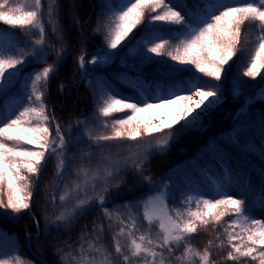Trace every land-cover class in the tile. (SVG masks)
<instances>
[{"label": "snow or ice", "instance_id": "6c2138e0", "mask_svg": "<svg viewBox=\"0 0 264 264\" xmlns=\"http://www.w3.org/2000/svg\"><path fill=\"white\" fill-rule=\"evenodd\" d=\"M106 20L101 21L96 32L104 36L105 48L89 60L81 52L76 63L88 76L86 63L107 64L118 53L115 50L141 25L146 13H152L145 25V60L167 56L173 71L192 74L179 84L166 89L157 85L154 97H145L150 84L135 82L131 87L142 97L129 102L115 90L104 86L96 93V107L91 117L77 119L62 128L54 114L49 113L46 89L59 65L64 61L65 47L59 51L46 43L47 27L63 34L56 27L57 0H0V22L22 30V42H0V97L13 89L16 95L10 103L0 106V212L18 220L23 212L32 213L34 192L49 160L55 159L56 179L46 187L59 190L48 193L45 204L59 209L52 216L45 210L46 228H69L86 211L99 206L112 229V247L103 242L105 226L94 223L91 233H81L77 248L61 253L64 264H217V254L225 252V264H264V218L254 213L251 198L252 185L245 181L248 191L241 198L230 194L233 176L229 166L222 176L211 178L214 190L206 194L195 191L186 193L182 207L170 208L172 198L167 186L156 187L136 207L143 208V221L138 223L131 203L110 210L107 198L113 188L120 187L125 175L143 176V167L154 151L163 152L170 142L178 140L189 129L200 124L220 102L223 85L227 79L226 66L238 53H247L248 45H254L243 61L240 75L255 79L264 71V0H246L234 4L231 0H119L115 8L108 5ZM245 25L250 29L244 34ZM167 29L165 35L163 30ZM255 35L253 40L251 37ZM169 49V50H166ZM55 52L54 63L47 58ZM45 64L26 72L28 64ZM190 65L191 68L184 66ZM209 78L204 80V78ZM213 81L217 83H213ZM61 85V89H64ZM238 91V88L236 89ZM264 100V90L260 93ZM158 102H149L150 99ZM114 113L125 116L112 119ZM141 113H149L148 119ZM89 120L95 123L89 124ZM158 121V122H157ZM50 125H54L50 127ZM73 125H83L78 133H72ZM22 132L28 137L14 135ZM54 132V134H53ZM261 135L264 136V117L261 118ZM80 140L97 153L81 151L77 156ZM240 135L230 139L239 144ZM71 143V147H70ZM260 156L264 159V144H260ZM214 150L222 151L219 145ZM93 157L96 159L94 160ZM224 156H221V160ZM78 160L74 171L73 161ZM226 163V162H225ZM264 181V168L260 169ZM69 176L75 177L66 182ZM151 185V177H144ZM259 211L264 213V183L256 194ZM231 219L221 225L225 217ZM115 221L116 223H113ZM37 234L39 235V220ZM214 230L203 250L191 241L209 227ZM87 227V225L85 226ZM157 231L153 235V228ZM143 229V230H142ZM85 235L93 239L85 240ZM218 242V243H217ZM71 248V246H69ZM183 249L179 255L177 250ZM0 264H32L19 254L0 252Z\"/></svg>", "mask_w": 264, "mask_h": 264}, {"label": "trees", "instance_id": "16d2710c", "mask_svg": "<svg viewBox=\"0 0 264 264\" xmlns=\"http://www.w3.org/2000/svg\"><path fill=\"white\" fill-rule=\"evenodd\" d=\"M68 0H57L58 16L56 27L63 34V40H58V33L51 30V25L47 27L46 43L55 46L59 51L61 44L65 47L64 61L59 65L58 70L52 77L54 85L57 87V95L55 100L60 104H64L68 108L66 115V127L77 119H83L93 114L96 107V93L101 87L107 86L119 93L120 96H126L129 102H137L142 97L137 90L131 85L133 81L150 84L155 93L157 85L166 89L173 83L179 84L182 80H187L191 76V72L173 71L167 56H156L154 60H145V44L140 42L142 36L145 35V25L148 24L152 13H146L145 19L129 35L117 50V55L109 59L107 64L99 65L102 69L98 70L101 75L95 79L93 83L87 79L82 85L75 82L76 65L75 60L81 52L87 53L86 61L93 55L101 52L105 48L104 36L102 33L96 32L97 26L101 21L106 20L109 13L108 5L113 8L117 6L119 0H74L75 5L67 3ZM21 3L24 0H20ZM45 5L49 0H43ZM174 3L175 0H172ZM191 5L193 0H187ZM232 3H244L246 0H231ZM79 8H77V6ZM250 29L249 25H245L244 34ZM167 34V29L163 30ZM0 35L4 38L2 43L7 44L9 41L22 42V30L12 28L0 22ZM255 39L253 34L251 37ZM254 45H248L247 53H238L236 57L226 66L225 76L218 82L223 85L221 102L205 117L202 118L199 125L189 129L178 140L169 143L163 152L154 151L143 167L148 169L143 176L135 175L129 171L124 179L120 182L119 188H113L108 195L106 206L113 210L115 206H120V212H125L123 205L133 203L144 199L151 193L150 185L144 180V177H151V181H158L161 184L168 185L172 198L168 200L170 208L182 207L181 200L184 194L190 192L212 193L213 185L210 183L211 178H219L222 176L223 169L229 166L234 173H241L242 180L233 176L232 188L230 194L234 195L237 190L239 198L248 191L246 181H250L252 185L251 198L253 207L257 209L259 205L256 203L259 189L264 183L260 176V169L264 168V159L260 156V144H264V136L261 135V118L264 117V100H257L254 96L259 95L264 89V71L261 76L255 79L242 77L240 75L242 64L246 56L251 52ZM96 48L98 51H96ZM169 50V49H166ZM56 60L55 52H52L47 58V63H54ZM90 64V63H89ZM92 65V64H90ZM45 64H28L26 72H31L34 68H42ZM78 67V65H77ZM191 68L190 65L184 66ZM91 68V66H90ZM209 78L205 77L204 80ZM73 83V84H72ZM213 83H217L213 81ZM70 84L65 91L61 89V85ZM120 88L122 90H120ZM238 88V91L236 90ZM70 90L73 95L70 96ZM17 93L13 89L6 96L0 97V106L9 103ZM145 97H149L144 93ZM82 99V100H81ZM46 103L49 102L47 96ZM52 102V101H51ZM64 102V103H63ZM149 102H158L156 99H150ZM50 113V112H49ZM126 113H114L109 118L112 119L125 116ZM143 118L148 119L149 113H141ZM82 126V125H81ZM80 125H73L72 133H78ZM21 132H15L14 135L20 136ZM239 133V144L232 145L230 139ZM85 142L80 140L79 143ZM219 145L222 151L214 150V146ZM78 155V148H73ZM93 153L100 150L93 148ZM224 159L221 160V156ZM95 160L96 158L93 157ZM76 160L73 161V164ZM78 162V160H77ZM226 162V163H225ZM74 169V168H73ZM70 171V170H69ZM46 195L44 196L45 199ZM45 210L49 216H52L59 209H53L43 202V210L40 211L35 220H39V235L37 224L34 228L31 224L32 216L28 212L20 214L19 219H11L9 216L0 212V227H4L6 232L11 236H17L16 247L9 249H0V252L19 254L32 264H64L61 259V253L57 249H63L65 253L70 250L74 252L80 243L81 233H91L94 223H103L105 226L103 234V242L112 247L111 232L112 229L107 227L108 221L104 218L102 210L99 206H93L82 216L75 220L71 227L65 228H46ZM138 223L144 224L141 213L136 214ZM231 217H225L220 223L223 225L229 221ZM113 223H116L113 221ZM87 225V227H85ZM209 227L207 231L201 230L191 241V243L203 250L207 245L208 239L214 230ZM143 230V229H142ZM35 236L31 238L32 246L29 247L26 242V235L33 232ZM157 229L153 228V235ZM85 240L93 239L91 235H85ZM218 243V242H217ZM71 246V248H69ZM183 249L177 250L179 255ZM225 252L217 254V250L213 249V259L217 264H225L223 256ZM38 256L43 260L40 261ZM231 264V262H228ZM243 264V262H241Z\"/></svg>", "mask_w": 264, "mask_h": 264}, {"label": "rangeland", "instance_id": "374dc122", "mask_svg": "<svg viewBox=\"0 0 264 264\" xmlns=\"http://www.w3.org/2000/svg\"><path fill=\"white\" fill-rule=\"evenodd\" d=\"M73 2L75 3L74 0H68L67 1V3H70V5L71 4L75 5L76 3L74 4ZM77 8H79V6H77ZM3 41H4V38L0 35V42H3ZM96 51H98L97 48H96ZM75 63H76V60H75ZM90 66H91V68H90ZM86 67H87V71H88V76L87 77H85L83 75V70H81L76 65V72L74 74H75L77 80L75 82H79V83H81L83 85L85 83L84 81L87 82V79H89V81L91 83H93L95 81V79L97 77H99V75H101V73L98 70H101L102 68L99 65H90L89 63H86ZM102 70H105V69H102ZM131 83H135V81H133ZM64 86L65 87H64L63 90L65 91L68 87H70V84H64ZM161 88L164 89L163 87H161ZM120 90H122V89L120 88ZM71 91L72 90H70V93H71L70 96L73 95V92H71ZM57 92H58L57 87L54 85L53 81L50 80V82H49V84L47 86V89H46V96H47V98L49 100L47 105H48V108H49L50 115L54 114L56 120L61 124V127L62 126L66 127L65 123H66V121H68V119H66V115L64 113L67 112L68 108L65 107L64 104H60L57 100H55V96L57 95ZM145 93H147V95L149 97H154V95H155V91H154L152 86L147 88V89H145ZM254 98H257V100H261L262 99L260 94L254 96ZM12 99L13 98H10L9 103L12 101ZM87 117H91V115L87 116ZM92 123H95V122L92 121V120H89V124L91 125ZM50 127L54 128V125H50ZM81 127H83V125ZM80 128L78 129V131L80 130ZM53 134H54V132H53ZM20 136H22L25 140L28 139V137L25 136L22 132L20 133ZM70 147H71V143H70ZM81 151L93 152L94 150L87 148L86 147V141H85V142L79 143L78 155L77 156L80 155ZM78 163H79V161L77 162V160H76L75 163L73 164V168H75V166ZM73 168L69 169L70 170L69 172L74 171ZM55 173H56V164H55V159L53 158L52 160L48 161L47 167L43 170V174H42V176L40 178V181H39V189L34 192V197H33L34 203H33V207L31 209V211L36 216H37V214L40 211L43 210V202H45V199H44L45 195H47L48 193H51V192H56L57 195H59V190L56 189L55 187H46V185H49L53 181H55L57 184L61 183L59 180L56 179ZM242 176H243V174H241V173H236V175H234V177L238 178L239 180H242V178H241ZM74 178L75 177L69 176L68 178H66V182L70 181L71 179H74ZM244 179L246 181V178H244ZM157 186H159V187L167 186V188L169 190V187H168L167 184L166 185L161 184L158 181H155V179H154V181H152V184L149 187V189H150L149 192L152 193L153 191H155ZM237 193H238L237 190H234V193H233L234 195L233 196L239 198ZM147 197H144V199H146ZM144 199H141L140 201L131 203L132 205H134L133 212L135 214L140 212L141 215H142V213H143L142 206L141 207H136L135 205H139L141 203V201L144 200ZM125 211H126V209H125ZM254 214L257 215L259 218H264V213H261L259 211V208L256 209V212ZM31 224H32V226L34 228L35 222L33 220V217H32V220H31ZM36 232L37 231L35 229V234H36ZM35 234H34V231H33V232H30V233H28L26 235V242H28L29 247L32 246L31 238L34 237ZM16 240H18L17 236L9 235V233L6 232L4 227H0V249H9V248L12 249V248L16 247V244H17ZM38 259L40 261L43 260L39 256H38Z\"/></svg>", "mask_w": 264, "mask_h": 264}]
</instances>
